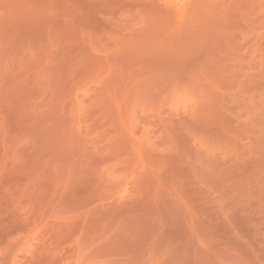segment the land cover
Wrapping results in <instances>:
<instances>
[{
  "label": "rangeland",
  "instance_id": "374dc122",
  "mask_svg": "<svg viewBox=\"0 0 264 264\" xmlns=\"http://www.w3.org/2000/svg\"><path fill=\"white\" fill-rule=\"evenodd\" d=\"M0 264H264V0H0Z\"/></svg>",
  "mask_w": 264,
  "mask_h": 264
}]
</instances>
